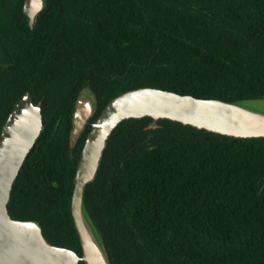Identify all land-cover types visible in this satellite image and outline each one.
Masks as SVG:
<instances>
[{"label":"trees","instance_id":"obj_1","mask_svg":"<svg viewBox=\"0 0 264 264\" xmlns=\"http://www.w3.org/2000/svg\"><path fill=\"white\" fill-rule=\"evenodd\" d=\"M23 1L0 0V129L25 90L43 127L7 209L81 254L69 201L90 124L71 145L78 91L96 95L89 121L139 86L264 96V0H45L33 28ZM152 121L122 120L85 188L109 264H264V137Z\"/></svg>","mask_w":264,"mask_h":264},{"label":"water","instance_id":"obj_2","mask_svg":"<svg viewBox=\"0 0 264 264\" xmlns=\"http://www.w3.org/2000/svg\"><path fill=\"white\" fill-rule=\"evenodd\" d=\"M43 0H24L22 11L33 28ZM96 98L86 83L78 91L72 112L73 145L90 124L72 180L69 210L81 248L54 244L42 233L38 220L12 217L7 209L12 184L42 127L39 102L25 90L0 129V264H109L101 232L85 200V188L97 172L106 141L125 119H169L197 129L235 138L264 137V96L223 99L198 97L152 86L127 89L110 98L93 121ZM151 126H155L154 122Z\"/></svg>","mask_w":264,"mask_h":264},{"label":"flooded vegetation","instance_id":"obj_3","mask_svg":"<svg viewBox=\"0 0 264 264\" xmlns=\"http://www.w3.org/2000/svg\"><path fill=\"white\" fill-rule=\"evenodd\" d=\"M44 2H45V0H43ZM36 17V16H35ZM98 17H101V16H98ZM93 91V90H92ZM93 93H94V91H93ZM94 95H95V93H94ZM95 98H96V95H95ZM96 101H97V98H96ZM95 111V110H94ZM94 113V112H93Z\"/></svg>","mask_w":264,"mask_h":264}]
</instances>
